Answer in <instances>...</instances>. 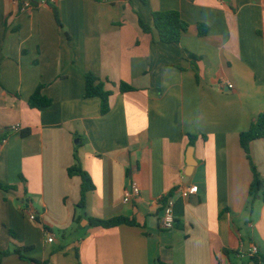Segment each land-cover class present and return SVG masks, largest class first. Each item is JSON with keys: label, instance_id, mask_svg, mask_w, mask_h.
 <instances>
[{"label": "crops", "instance_id": "0c3cea01", "mask_svg": "<svg viewBox=\"0 0 264 264\" xmlns=\"http://www.w3.org/2000/svg\"><path fill=\"white\" fill-rule=\"evenodd\" d=\"M42 1L0 0V250L30 248L2 264L264 259V198L249 196L251 164L264 181V139L251 160L239 142L264 111V0H59L58 19ZM171 10L189 24L178 43L142 29ZM88 73L113 93L106 115L85 98ZM39 87L51 99L40 110L29 106ZM75 165L95 185L85 208ZM131 185L141 195L125 203ZM121 216L138 224L90 225Z\"/></svg>", "mask_w": 264, "mask_h": 264}, {"label": "trees", "instance_id": "16d2710c", "mask_svg": "<svg viewBox=\"0 0 264 264\" xmlns=\"http://www.w3.org/2000/svg\"><path fill=\"white\" fill-rule=\"evenodd\" d=\"M101 1V0H96ZM55 11V15L58 19V12L56 9V4H51ZM153 26L147 25L144 21L140 20V24L142 29L151 33L153 30L157 31L159 35V40L165 44H174L178 43L183 34L188 30L189 24L184 21L181 17V14L178 11H164V12H154L152 14ZM199 34L200 36H204L206 34V27L203 25H199ZM119 89L121 92H129L134 91V87L121 83L119 85ZM112 92L105 89V83L101 81L98 77H96L93 73H88L86 75V90H85V98H99L101 100V114L106 115L111 110L110 98L112 96ZM51 104V99L47 96L43 95L42 87H39L33 95L29 99V106L33 109H42L48 107ZM29 134V131H24L22 133L23 136ZM191 143H194L196 136L190 135ZM264 139V111L258 115V117L252 122L249 129L244 131L239 136V142L241 147L243 148L247 159L251 160L250 156V144L253 141ZM1 140V139H0ZM253 171V181L249 188V196L251 197V203L256 200L259 196L264 198V181L261 179V176L254 164H251ZM70 176H80L82 179L81 184V200L79 203L80 208H85L86 205V196L87 193L95 189V185L89 174L82 170L79 166L75 165L68 169ZM3 189H10V187H4L1 185ZM168 200H166L167 202ZM165 202V203H166ZM138 223L130 219L128 217H116L112 219L102 220V219H90V225L94 227H101L104 229L115 228L121 225H130L135 226ZM30 248L19 249L15 248L12 251H2L0 250V264H2L4 258L11 254H17L21 258L25 259L26 257L23 255L24 251L29 250ZM31 260V259H30ZM33 261V260H31ZM253 261L256 263L264 262V259L259 258V256H254ZM34 262V261H33ZM159 264H164L160 262Z\"/></svg>", "mask_w": 264, "mask_h": 264}, {"label": "built area", "instance_id": "2783aa9c", "mask_svg": "<svg viewBox=\"0 0 264 264\" xmlns=\"http://www.w3.org/2000/svg\"><path fill=\"white\" fill-rule=\"evenodd\" d=\"M59 0H43L41 2V4H56V2ZM32 8V3L30 1H26L23 5L22 11H27L29 9ZM227 86L229 89H233V85L230 83H227ZM21 130V126L19 124H15L11 127V131L12 132H19ZM189 193H197L198 191V186H192L190 188H188L187 190ZM141 195V190L137 185H131L129 186L126 190H125V194H124V202L125 203H131L135 200H137ZM173 207H174V200L172 198L168 199V201L166 202L165 206H164V215H163V219H162V225L164 228L166 229H172L175 225V217H174V211H173ZM30 219L32 221H37V216L32 213L29 215ZM48 242L49 243H53L54 242V236L51 235L48 238ZM249 254L251 256H254L258 253V248L252 247L251 249H249Z\"/></svg>", "mask_w": 264, "mask_h": 264}, {"label": "water", "instance_id": "95a60500", "mask_svg": "<svg viewBox=\"0 0 264 264\" xmlns=\"http://www.w3.org/2000/svg\"><path fill=\"white\" fill-rule=\"evenodd\" d=\"M193 169H194V165L192 162L189 163V167H188V170L186 172V176H191L192 173H193Z\"/></svg>", "mask_w": 264, "mask_h": 264}, {"label": "rangeland", "instance_id": "374dc122", "mask_svg": "<svg viewBox=\"0 0 264 264\" xmlns=\"http://www.w3.org/2000/svg\"><path fill=\"white\" fill-rule=\"evenodd\" d=\"M261 196H262V193H261ZM58 233V232H57ZM254 264H256L255 262H253ZM263 264H264V262H263Z\"/></svg>", "mask_w": 264, "mask_h": 264}]
</instances>
